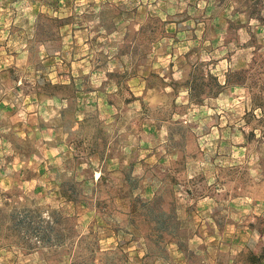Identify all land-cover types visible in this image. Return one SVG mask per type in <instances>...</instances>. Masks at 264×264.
Masks as SVG:
<instances>
[{
    "label": "rangeland",
    "instance_id": "rangeland-1",
    "mask_svg": "<svg viewBox=\"0 0 264 264\" xmlns=\"http://www.w3.org/2000/svg\"><path fill=\"white\" fill-rule=\"evenodd\" d=\"M259 257L264 0H0V264Z\"/></svg>",
    "mask_w": 264,
    "mask_h": 264
},
{
    "label": "trees",
    "instance_id": "trees-1",
    "mask_svg": "<svg viewBox=\"0 0 264 264\" xmlns=\"http://www.w3.org/2000/svg\"><path fill=\"white\" fill-rule=\"evenodd\" d=\"M243 73L242 72H237V73H234L235 76H241ZM228 82V81H227ZM262 257V256H261ZM259 261H256V260H253L252 263L255 264V263H258Z\"/></svg>",
    "mask_w": 264,
    "mask_h": 264
},
{
    "label": "crops",
    "instance_id": "crops-1",
    "mask_svg": "<svg viewBox=\"0 0 264 264\" xmlns=\"http://www.w3.org/2000/svg\"><path fill=\"white\" fill-rule=\"evenodd\" d=\"M62 106H63V105H62ZM260 260L262 261V260H263V258L261 259V257H259V260H258L259 262H258V263H255V264H260V263H261V261H260ZM256 261H257V260H256Z\"/></svg>",
    "mask_w": 264,
    "mask_h": 264
}]
</instances>
